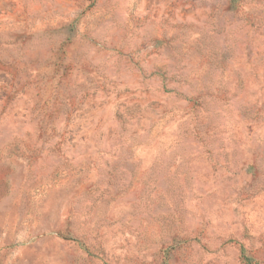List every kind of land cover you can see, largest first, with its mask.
Listing matches in <instances>:
<instances>
[{"label": "rangeland", "instance_id": "obj_1", "mask_svg": "<svg viewBox=\"0 0 264 264\" xmlns=\"http://www.w3.org/2000/svg\"><path fill=\"white\" fill-rule=\"evenodd\" d=\"M0 0V264H264V0Z\"/></svg>", "mask_w": 264, "mask_h": 264}, {"label": "trees", "instance_id": "obj_2", "mask_svg": "<svg viewBox=\"0 0 264 264\" xmlns=\"http://www.w3.org/2000/svg\"><path fill=\"white\" fill-rule=\"evenodd\" d=\"M234 3V0H230L228 2V8H232L234 6ZM239 258L242 264H259L258 261L255 260L251 255H249L243 247H240Z\"/></svg>", "mask_w": 264, "mask_h": 264}]
</instances>
